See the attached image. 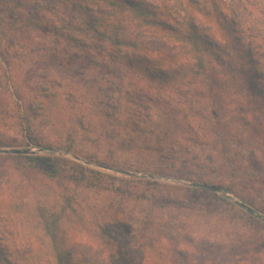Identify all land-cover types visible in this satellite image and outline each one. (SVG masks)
I'll list each match as a JSON object with an SVG mask.
<instances>
[{
	"label": "trees",
	"instance_id": "trees-1",
	"mask_svg": "<svg viewBox=\"0 0 264 264\" xmlns=\"http://www.w3.org/2000/svg\"><path fill=\"white\" fill-rule=\"evenodd\" d=\"M252 9L248 0H0V14L11 22L27 30L46 26L52 42L90 70L119 75L93 89L99 116L154 137L159 151H181L183 164L208 139L209 77L226 82L237 93L236 124L256 142L249 166L264 173V9ZM153 36L174 48L152 47ZM17 167L85 188L106 179L67 161L0 155V264H262L240 245L209 243L202 251L203 241L193 237L162 241L154 232L99 223L84 217L88 205L77 197L60 195L56 209L45 211L35 207Z\"/></svg>",
	"mask_w": 264,
	"mask_h": 264
},
{
	"label": "rangeland",
	"instance_id": "rangeland-1",
	"mask_svg": "<svg viewBox=\"0 0 264 264\" xmlns=\"http://www.w3.org/2000/svg\"><path fill=\"white\" fill-rule=\"evenodd\" d=\"M248 1L253 12L264 9V0ZM26 28L0 14V155L29 150L22 155L67 161L106 176L85 188L64 178L48 182L33 169L17 167V177L31 185L35 207L54 211L60 195L77 197L88 205L84 217L114 221L124 232H154L162 241L183 243L193 237L203 241L202 251L209 243L240 245L264 264V173L249 166L257 146L236 124L235 90L209 77L203 97L208 139L199 156L183 164L181 151H159L154 137L99 116L93 89L119 75L90 70L57 47L46 26ZM148 41L154 48H174L155 36ZM211 184L219 190L216 197L204 188Z\"/></svg>",
	"mask_w": 264,
	"mask_h": 264
},
{
	"label": "water",
	"instance_id": "water-1",
	"mask_svg": "<svg viewBox=\"0 0 264 264\" xmlns=\"http://www.w3.org/2000/svg\"><path fill=\"white\" fill-rule=\"evenodd\" d=\"M2 152L10 153V154H13V155H17V154H30V153H32L29 150H11V151H2ZM204 188H207V189H209L211 191H214V192H218L219 191L217 188H214V187L204 186Z\"/></svg>",
	"mask_w": 264,
	"mask_h": 264
}]
</instances>
